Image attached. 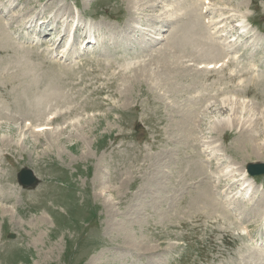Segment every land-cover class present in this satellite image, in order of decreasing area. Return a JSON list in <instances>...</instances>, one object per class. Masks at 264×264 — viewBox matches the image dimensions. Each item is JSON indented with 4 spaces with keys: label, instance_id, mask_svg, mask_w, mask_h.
<instances>
[{
    "label": "rangeland",
    "instance_id": "1",
    "mask_svg": "<svg viewBox=\"0 0 264 264\" xmlns=\"http://www.w3.org/2000/svg\"><path fill=\"white\" fill-rule=\"evenodd\" d=\"M202 1L0 0V8L7 5L0 51L14 49L7 33L13 41H45V53L48 40L66 34L73 18L107 40L96 44L91 58L79 60L74 73L66 62L44 63L48 55L37 56V49L24 51L35 76L45 79L39 94L36 83L16 90L0 79V152L6 153L0 166V264H169L180 251L169 241L196 243L198 236L206 243L203 251L215 228L235 230L264 215V175L254 177L251 189L243 188L244 175L237 172L248 162H264V0H210L208 8ZM181 8L187 20L171 16ZM206 15L210 29L202 22ZM244 17L257 21L263 33L249 43L226 39ZM136 18L150 41L121 37L113 21ZM35 19L45 29L29 37L22 24ZM216 19L221 28H213ZM189 22L190 42L185 34L178 42L171 37ZM201 35L206 45L197 48ZM147 45L156 52L153 61L111 79L119 62L141 56ZM225 54L231 58L223 71L198 67ZM13 65L16 59L7 64L9 76ZM35 76L18 79L38 82ZM46 94L69 112L54 129L29 133L21 124L43 115L44 103L37 107L36 100ZM236 95L254 106L233 101ZM75 115L78 121L69 125ZM24 166L38 176L32 190L17 184ZM209 166L212 191L201 181L186 190L187 181L202 180ZM263 252L259 248L256 257Z\"/></svg>",
    "mask_w": 264,
    "mask_h": 264
},
{
    "label": "bare ground",
    "instance_id": "2",
    "mask_svg": "<svg viewBox=\"0 0 264 264\" xmlns=\"http://www.w3.org/2000/svg\"><path fill=\"white\" fill-rule=\"evenodd\" d=\"M15 8V7H14ZM13 8V9H14ZM243 19V18H242ZM242 19H241V21H240V23L237 25V28H238V30L240 31V30H242V31H244V29H246V27L244 26V25H242L243 24V22L245 21V20H243L242 21ZM1 21V20H0ZM71 22H76V23H78L74 18L71 20ZM221 28V26L219 25V24H216L215 22L213 23V28L214 29H216V28ZM223 28V27H222ZM228 29L227 30H229V27H227ZM2 29V28H1ZM175 29L177 30V32L175 31ZM174 29V31L172 32V34H171V37L174 39V38H176L177 37V42L179 41V39H180V37H179V35L180 36H183L184 34H185V32L180 28V27H176ZM3 30V29H2ZM1 30V31H2ZM74 30H75V32H78V30H79V32H84V30H81V26H76L75 28H74ZM226 31V30H225ZM86 32V31H85ZM231 32V31H230ZM236 33H237V31H236ZM6 34L7 33H5L4 35L6 36ZM76 34V33H75ZM87 35H89V37H85V38H90V35H92V34H88L87 33ZM237 35V34H236ZM2 36V35H1ZM239 37V39L242 37V34H240V35H238ZM62 37H64V35H62ZM184 37V36H183ZM182 37V38H183ZM63 39V38H62ZM94 39H95V35H94ZM233 39H235V37H234V35H233ZM5 40V39H4ZM68 41L69 40H67V44H68ZM95 41V40H94ZM196 41H199L197 38H196ZM75 42V37H72V43H74ZM2 43H3V41H2ZM95 43L97 44V42L95 41ZM175 43V42H174ZM200 43H203V41H201ZM7 44H9V43H7ZM7 44H5V45H7ZM71 43H69L68 45H66V50H68L69 49V45H70ZM204 44H206V43H204ZM87 45H89V44H87ZM9 46V45H8ZM94 46V45H93ZM199 46H201V44H199V43H197V47H199ZM204 46L205 45H202L201 47L202 48H204ZM6 47V46H5ZM85 47H87V46H85ZM193 49V48H192ZM75 54H78V52H74ZM226 55V54H225ZM16 62H17V65H13L12 66V68L14 69L15 68V72H16V74L17 73H21V75L23 76L24 74H26L27 73V75L29 76V78L30 79H33L32 77L33 76H35V68L34 67H32L31 66V63H29L30 61H26V59H25V57L23 56V55H19L17 58H16ZM14 63V62H13ZM138 69H140V68H138ZM11 70V69H10ZM13 71V70H12ZM11 75H13V72H12V74ZM17 77H19V76H17ZM35 78H37L36 76H35ZM32 86V85H31ZM193 99V98H192ZM195 102V101H194ZM228 102V101H227ZM232 104H233V102H231ZM222 104H225V103H222ZM242 104H244V103H242ZM228 105V104H227ZM244 105H248V106H251L250 104H244ZM225 107H226V105H224ZM229 106H231V105H229ZM253 106H254V104H253ZM232 109H230L229 108V111H231ZM225 111V110H224ZM233 111V110H232ZM242 112V111H241ZM231 115L232 114H227V116H226V118H225V120H227L226 122H223V123H228L229 122V120H230V118L229 117H231ZM232 119V118H231ZM234 119H236V118H234ZM238 120V119H237ZM236 120V121H237ZM222 121H217L216 122V124L215 125H217L218 126V124L219 125H223V123H221ZM233 125V124H232ZM251 125V124H250ZM219 127V126H218ZM221 127V126H220ZM237 129V128H236ZM240 131V130H239ZM253 138V137H252ZM256 138V137H255ZM208 146H210V145H208ZM260 147V146H259ZM264 148V147H263ZM228 169V168H227ZM223 171V170H222ZM234 171V170H233ZM238 173H239V171H237ZM239 174H242V173H239ZM242 176V175H241ZM243 181V180H242ZM241 181V182H242ZM242 184H244V182L242 183ZM245 187H247V186H245ZM245 187H243V188H245ZM248 188V187H247ZM251 189H253V188H251Z\"/></svg>",
    "mask_w": 264,
    "mask_h": 264
},
{
    "label": "water",
    "instance_id": "3",
    "mask_svg": "<svg viewBox=\"0 0 264 264\" xmlns=\"http://www.w3.org/2000/svg\"><path fill=\"white\" fill-rule=\"evenodd\" d=\"M26 169H24L19 174V182L24 186H32L36 183V179L34 176H32L30 179L26 178ZM248 170L253 174L263 173L264 172V164H250L248 165Z\"/></svg>",
    "mask_w": 264,
    "mask_h": 264
}]
</instances>
